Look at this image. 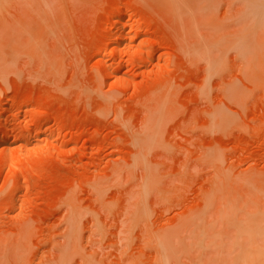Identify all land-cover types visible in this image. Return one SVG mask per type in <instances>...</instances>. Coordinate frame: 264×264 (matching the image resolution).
<instances>
[{
	"label": "rangeland",
	"instance_id": "rangeland-1",
	"mask_svg": "<svg viewBox=\"0 0 264 264\" xmlns=\"http://www.w3.org/2000/svg\"><path fill=\"white\" fill-rule=\"evenodd\" d=\"M0 264H264V0H0Z\"/></svg>",
	"mask_w": 264,
	"mask_h": 264
},
{
	"label": "bare ground",
	"instance_id": "bare-ground-1",
	"mask_svg": "<svg viewBox=\"0 0 264 264\" xmlns=\"http://www.w3.org/2000/svg\"><path fill=\"white\" fill-rule=\"evenodd\" d=\"M3 138V137H2ZM5 139V138H4ZM3 141H5V140H3Z\"/></svg>",
	"mask_w": 264,
	"mask_h": 264
}]
</instances>
